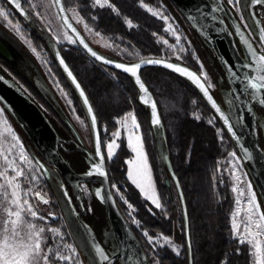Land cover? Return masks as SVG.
<instances>
[{
    "label": "trees",
    "instance_id": "1",
    "mask_svg": "<svg viewBox=\"0 0 264 264\" xmlns=\"http://www.w3.org/2000/svg\"><path fill=\"white\" fill-rule=\"evenodd\" d=\"M2 1L8 6L9 10L13 11L12 14L10 13L11 18L14 22H19L22 25L26 34L28 33V36L32 39L37 50L49 56L54 75L62 88L72 93L70 96L73 98V103L80 117H84L85 121L87 120L89 124L91 123L90 115L87 112L82 97L57 63L55 56L57 51L61 53V56L65 59L69 68L81 84L97 117V126L106 121L110 123L111 128H114L115 122L113 118L121 117L126 112H134L140 125V131L149 163L155 173L156 183L163 193V198L167 199V205H172L173 201L169 197L171 196V191L167 188L162 175L169 174L171 177L168 167H171L172 171L176 174L175 179L171 177L180 206V213L177 215L175 222L178 223L181 230L180 236L183 248L181 249L180 256H175L169 251L162 252V254H160V264H175V262H177V264H187L188 261H192L193 264H221L222 261L230 262V264H250L246 246L238 245L237 241L233 239L230 226V213L233 199L227 186L221 182L220 176L219 160L222 159L225 153L231 148H233L237 154L238 152L216 114L197 88L178 74L164 68L158 67L161 70L153 68L149 70L150 67H147L140 70V75L148 89L156 92V95L153 96L160 115L163 131L162 137L165 139L166 149L169 152L168 161L164 159V163L161 164L159 163V159H157V138L153 132L154 127L150 121L148 108L138 100V89L133 78L112 65H106L101 61L95 60V58L87 53L79 44L76 48H65L61 44H56L50 36L41 35L36 30L32 29L31 22H27L17 14L5 0ZM157 1L160 0H144V2L150 4H156ZM64 3L67 8L77 7L80 10V15L84 17V22L87 23L93 31L101 32L104 39L120 51L121 63L129 65L139 61L141 58H160L161 55L166 56L173 53L161 43L162 39L167 38V35L163 31L162 21L143 10L139 6L138 0H113V3L120 9V16L112 13L111 9H92L90 7V0H64ZM23 7L26 11H30V5L26 0L23 1ZM175 10L181 16L185 24L193 30L180 12L176 8ZM92 16H98V19L93 21L91 19ZM124 17L131 19L136 27L129 29L124 21ZM154 32L157 33L156 36L152 35ZM195 35L197 36L196 33ZM124 49H127V51H124ZM180 57H182L180 62L169 61L186 65L189 69L196 70V65L189 54H182ZM214 59L216 62L214 67H216V70H219L226 82L224 73L215 56ZM195 72L199 74L197 70ZM0 73L15 85L16 83L11 78L12 76L20 80H25L23 75L17 70V66L1 56ZM118 74L126 77L118 80L122 88H119L117 84L118 81L115 80ZM162 75L167 79L163 81L158 80L159 76ZM149 81H151V83H157L158 86L156 87L163 89L159 87L160 84H158L161 82V85L165 87V92L168 89L172 90L173 87L176 88L178 96H180L179 99H175L172 95L171 96L174 100L179 102L178 105L181 107L180 111L182 114L173 115L171 118L168 117L169 119H175L173 127L168 124L167 116L164 115L162 109L159 107L158 97L161 95H157L158 89L150 85ZM212 81L216 84V79L213 78ZM25 83L29 87L31 94L24 90L22 91L39 105L44 115L55 129L59 141L62 142L63 149L62 147L60 148L62 157L75 171L83 172L85 169L84 155L75 143L69 141L71 138H74L73 141L75 142L76 138L74 136L69 137V135H72V131L68 118L52 99H49L42 93L37 85L31 81H25ZM114 91L117 95H113ZM128 92L131 95H125ZM31 95H35L37 99ZM193 97L198 99L200 104L204 103L203 117L199 121L193 120L188 113L190 106L189 100ZM0 105L5 109L8 118L12 121L22 140L32 148L35 161L37 157L41 163L45 165L44 163L46 160L34 147L23 129L1 102ZM253 106L256 114L258 112L263 114V110L259 106ZM211 113L214 114L219 126L224 132L223 135L226 139L225 151L222 150V144H218L216 141V137L213 135V127L205 121V118ZM192 125L201 126L207 135L210 133L212 145L209 147L210 152L208 154L198 151L189 154V157L186 158V153L189 151L187 147V135L189 134V130L193 128ZM169 127H171V129H169ZM174 139H176L178 143V149H176L178 152H173L175 148L173 146L174 144H172L173 141H175ZM193 142L194 146L197 143H202L200 138L196 135L193 136ZM190 152H192L191 148ZM113 170L115 182L118 181L119 185L123 184L126 192H129L127 188L131 189V191L134 190L127 181L125 176V165L122 160H114ZM177 184L179 185L178 187ZM131 194L133 193H129L128 195ZM181 196L183 197V201H181ZM135 197L137 204L144 209V212L140 216L143 225L157 229L159 225L154 224L155 221L157 222L154 218L155 216L150 214L145 207V203L147 202L137 192L135 193ZM132 198L130 197V200H132ZM91 207L96 213V219L89 218L88 221L97 234V229L100 230L106 222V214L96 203H92ZM56 208H58L57 205ZM118 208L121 211L119 204ZM185 210L187 215H185ZM156 212L159 214V217L160 215L163 216L159 213V210ZM170 212L169 210V213ZM173 221L171 219L167 221L168 228H172ZM135 237L144 251L146 246L141 242L136 232ZM189 244L191 245L190 250ZM237 247L240 248L239 255L236 254ZM147 258L149 259V256ZM55 262L54 260L53 264H55Z\"/></svg>",
    "mask_w": 264,
    "mask_h": 264
},
{
    "label": "snow or ice",
    "instance_id": "2",
    "mask_svg": "<svg viewBox=\"0 0 264 264\" xmlns=\"http://www.w3.org/2000/svg\"><path fill=\"white\" fill-rule=\"evenodd\" d=\"M138 2L139 6L146 9V11L153 17L163 20L167 25L163 31L170 33L175 37V44H169L167 39L163 40V44L167 45L173 52L177 51L176 46L179 45L178 51L184 53L186 49L181 44V35L178 34V29L175 28L172 23H169V20L172 18L165 15L159 7H151L148 3H145L144 0H138ZM219 2L220 0H218V3ZM8 3L13 4L15 9L19 10L20 14L24 16L25 19H29L34 13V15L37 18H40L42 22L45 19V14L36 10L38 7L58 10L57 14L64 22L62 27L66 26L67 29L71 30L73 35H69L68 31L62 32L59 36L52 33V39L55 43L62 44L67 42L70 45L79 44L87 53L94 57L95 60L101 61L106 65H112L116 69H121L124 73L130 74V76L134 78L135 85L139 88L141 93L139 100L142 103L147 104L148 101L145 99V96L150 95L149 89L142 81L141 75L139 74V70L142 66L162 65L163 67L178 73L180 76L186 77L193 85H195L197 89H199V91L203 94V97L206 98L208 103L211 105V108L215 109V111L219 113L220 119H222L223 123L227 126V131L233 137L236 136L233 126L229 122V118L218 106V103L214 99L213 95L210 94V89L213 85L209 82L207 72L204 71V65L199 61V58L196 57L194 53L192 55L199 64L200 74L189 70L186 65L167 62L163 58H141L138 63L126 65L121 62H115L106 56L98 54L97 51L93 50V48L85 42L84 37L81 36L77 29L68 22V16L64 14L71 11L73 13L72 19H74L77 24H83L84 28L88 32H92L93 29L90 28L87 23H84V17L80 15V10L77 7L68 9L65 6L64 0H38V3H32V0H27V3L30 4L31 11H26L21 6V0H8ZM242 3L243 0H227V4L238 13L241 11ZM250 3L260 6L264 5V0H250ZM90 7L92 9H111L112 13L115 15H121L120 9L115 3H113V0H90ZM221 10L222 7L212 8L213 12H219ZM9 16L10 10H6L5 7H0V18L7 21L8 26L16 34V36L25 45H27L33 54L43 60L41 53L33 45L32 39L26 34L21 24L19 22L13 23ZM252 18L256 21L255 15H253ZM91 19L95 21L98 19V16H92ZM192 19L195 18L193 17ZM214 19H216V17H214ZM240 20L243 24V29L246 31V35L245 31H242L239 26H237V34L240 36V43L245 46V49L248 52L247 59L251 61L250 63L244 64L243 67L251 69L255 73L254 75L246 76L245 79L247 86L253 90V97L258 100L259 104L264 105V98L261 97V93L264 92V26H260L257 21L259 43L254 45L249 40V37H253V39H255L252 26L247 24L243 15H240ZM124 21L129 29L136 27V25H134L132 20L128 17H124ZM221 23H223L222 20ZM49 31L51 32L50 29ZM152 35L156 36L157 33L154 32ZM95 36L100 37L101 40L104 39L99 31L95 32ZM104 46L111 48L112 44L105 42ZM124 51H127V49H124ZM55 56L56 59H58L59 65L63 67L67 77L71 79V83L77 90H79V95L83 98V103L87 106V112L90 115V127L94 130V156L97 159L93 160L89 171L86 172L85 175H98L107 179L108 172L105 169V162L106 160L108 162L113 161L117 155V151L120 148V143H118V141L121 139V131L118 129L116 132L112 133L113 138L106 145H104V151H102V141L100 132L97 131V117L94 113L93 107L89 103V100L76 76L70 70L65 59L61 56V53L57 51ZM169 59H171V57ZM175 59L177 61H181L182 57L176 56ZM44 62L47 63V61ZM49 72H51V69H49ZM61 92H63V89H61ZM192 103L195 104L196 101L193 100ZM68 104L71 105L72 101L68 100ZM150 107L152 123L154 126L158 127L161 120L157 111V103L152 101ZM4 113L5 109L0 107V117H3ZM129 116L131 117V127H129L128 124ZM76 118L80 121V123H84L83 120H80L79 116ZM194 118L199 120L201 117L199 115H195ZM208 122L212 123L211 120ZM116 123L122 124V128L127 134V147L135 154L132 160L126 161L128 165L126 173L127 179L135 186L136 189H139V192L143 195L144 200L149 202L145 203V207L150 214L155 216L157 214V212L154 211L155 209L159 210L160 214L166 216L167 214L164 211L165 205L162 202L160 195H158V190L153 180V174L149 165L147 152L144 148L143 138L142 135L139 134L140 125L137 121L136 115L134 112H129L123 117V122L121 120H117ZM104 131L106 132L107 129L105 128ZM244 151L246 157L251 159V154L248 150L245 149ZM229 155L236 161V163L232 164V179L236 186H233L231 190L233 193L239 192V196L234 201L236 208L232 214L231 230L233 239L237 241L238 245H246L249 247L248 254L250 257L255 258V264H264V210H262L261 204L258 202L257 195L253 190L251 182L246 183V196L245 188L239 187L241 183H244L241 177L243 176L245 180L247 177L246 173L237 174V172L240 171L239 164L241 157L237 156L235 151L229 153ZM31 164L32 160L29 158L19 137L8 124V121L3 120V127L0 128V212H2V216H0V219H2V223H0V264H53L54 260H58L60 262H70V264L75 261V264H83V262L79 259L81 254L77 251L76 247H73L70 244L63 245L64 248L70 250L71 255L62 254L58 249L54 250L48 245L47 238L45 236V227L39 226L33 222L36 220L43 221L45 218L39 215L36 208L30 202L28 198L29 195H33L44 204H48L49 201L46 199V193H42L41 191L33 192L31 187H25L23 184V181L29 180V172H31V168H28L26 171L25 166ZM41 167L43 166L41 165ZM30 179L32 182H35L38 180V177L32 175ZM178 186L179 185L177 184V187ZM111 188L120 195V199L127 205L131 212H135L137 210L133 204L125 198L116 184H112ZM65 196H67L66 191ZM95 196L102 202L105 200L110 201L113 198L110 192L105 194V191L101 189H97L95 191ZM242 200L244 201L243 220L241 222H237V217L241 216ZM181 201H183L182 196ZM49 215H51V213ZM185 215H187L186 210ZM133 222L140 226L141 222L139 220L134 219ZM47 231L55 234L56 236H60V238L63 239L59 229L50 228L47 229ZM143 235L147 238L149 244H154L161 249L168 247L176 256L181 255V246L175 243L173 239L163 236L162 234L153 237L149 235L147 230H144ZM161 241H163V243H161ZM92 248L94 249L95 256L101 262L108 261L109 264H111L109 255L106 254L103 248H101L98 244H93ZM190 248L191 245L189 244V250ZM236 254H240L239 247L236 249ZM154 259L156 260V264H160L161 258L158 252L155 253ZM221 264H230V262L222 261Z\"/></svg>",
    "mask_w": 264,
    "mask_h": 264
},
{
    "label": "rangeland",
    "instance_id": "3",
    "mask_svg": "<svg viewBox=\"0 0 264 264\" xmlns=\"http://www.w3.org/2000/svg\"><path fill=\"white\" fill-rule=\"evenodd\" d=\"M225 1L227 3V0H225ZM249 1L250 0H243V3L241 5V11L239 13L236 10H234L230 5H228V6L233 11L234 15L238 19L242 28H243V24L241 23L240 15H243L245 17L247 24L252 26V31L255 34V39H253V37H250V39L252 40L254 45H256L259 43V41H258L256 28H255L254 23H253L250 15H249V12H248ZM32 3H38V0H32ZM148 4L151 7H159L164 12L165 15L172 18L169 20V23H172L173 26L178 29V34L181 35V44L186 49V51L184 53H181L178 51L179 45H177L176 46L177 51L173 52L171 49L168 48L167 45L163 44L164 39H162L161 43L163 44V46L166 47L168 50H171L173 53L170 55H166V56L161 55L160 58H163V59L165 58L168 60H172L174 62H180V61H177L175 59L176 56H180L182 54H189L192 61H194L195 65H196V70L200 74L199 64L196 62V60L193 58V55H192L194 53L195 56L199 58V61L204 65V71L207 72V74L209 76V82L213 85V87L210 89L213 97L219 103L221 108L229 115L234 126L237 129H239L232 94L229 90L227 82L224 81L223 75L219 72V70H216V67H214V65H216V62H215L214 54H213L212 50L208 47V45L202 39L198 38L195 35L193 30H191L185 24V22L182 20L181 16L177 13L174 6L172 5V3L169 0H160V1H157L156 4H150V3H148ZM71 8H73V7H71ZM71 8H68V9H71ZM29 9L31 11L30 7H29ZM36 10L41 11L43 14H45V19L43 20V22L41 21L40 18H37L34 15V13L31 15V21H30L31 27H32V29L36 30L39 34L47 35V36H50L52 38V33H55L56 35L59 36L62 32L67 31L64 26L62 27L63 23L57 14V10L41 8V7H38ZM143 10L146 11V9H143ZM67 13H68L70 19L72 20V22L74 23V25L82 33L85 41L89 44L90 47L93 48V50L97 51L98 54H100V55H103L109 59H112L115 62H120V51L116 47H114L113 45L111 48L105 47L104 46L105 42H107L109 44H111V43L105 39L101 40L100 37L95 36V31L88 32L84 28L83 24H77L76 21L74 19H72L73 13L71 11H68ZM9 18L13 21L11 16H9ZM259 18L261 19V20L260 19L259 20L261 21V23L264 26V13H261ZM156 19H158V18H156ZM159 20H161V19H159ZM161 21L163 23V29H164L165 27H167V25L164 23L163 20H161ZM13 23H15V22L13 21ZM49 29L51 30V32L49 31ZM164 33L167 35L166 39L169 41V44H175V37L172 36L170 33H166V32H164ZM27 35H28V33H27ZM69 35H71V34L69 33ZM0 38L7 41L8 44L10 46H12V48L18 52L15 65L17 66V70L23 75V77L25 79V80H23V79L20 80L14 76L11 77L13 79V81L16 83V85L18 86V88H20L21 90H24L27 93L31 94V91L29 90V87L26 85L25 81H31L35 85H37L46 97H48L49 99H52L61 108V111L68 118L69 123L71 124L72 128L76 131V133L80 136V138L86 144H89L90 143L89 142L90 130H91L90 124L87 120L85 121L84 117L79 116V113L77 112V108L75 107V105L73 103V98L70 96V95H72V93L64 90L62 88V86L59 84L56 76L54 75V73L52 71V67L50 64L51 60H50L49 56L40 52L41 56L43 57V60H42V59L38 58L35 54H33L31 52V50L27 47V45H25L16 36V34L10 29L7 21L3 20L2 18H0ZM61 45H63L65 48L78 47V45H70L67 42L62 43ZM170 57H171V59H169ZM44 61H47V63H45ZM152 68L156 69V70H161L158 67H150L149 70H151ZM49 69H51V72H49ZM211 78L216 79V84L213 83ZM165 79H167V78L164 75L159 76V78H158V80H160V81H163ZM149 82H150L149 84L154 86V87L158 86L157 83H151V81H149ZM158 84H160L159 87L163 88V89H161V88L156 87L158 89L157 95H161L160 97H158L159 105H160L159 107L162 109V112L164 113V115H166L167 118L168 117L171 118V116L173 117V115L176 116L177 114L178 115L182 114V112L180 111L181 107L178 105L179 102L172 98V96L175 99H179V97H180V96H178V92H177L176 88L173 87L172 90L168 89L166 91L167 92L166 93L165 89H164L165 87L161 85L162 83L159 82ZM61 89H63V92H61ZM152 93L154 95H156L155 91H152ZM113 95H117L115 91L113 92ZM31 96L36 98L35 95H31ZM68 100L72 101L71 105L68 104ZM193 100L196 101L195 104L192 103ZM189 105H190L189 111H188L189 116L193 120L199 121L203 117L204 103L200 104L198 99L193 97V98H190ZM0 107H2V106L0 105ZM195 115H199L201 118L199 120H197L194 118ZM77 116L80 117V120L84 121L83 124L80 123L79 120H77V118H76ZM169 118H168V124L172 125V127H173V125L175 124L174 123L175 119H169ZM256 118H257L258 130L261 133V135H263V133H264V113L262 114L261 112H258L256 114ZM3 120L8 121V124L12 127L13 131H15V133L19 137L20 141L22 142L29 158L32 160L31 165L25 166L26 171L28 168H31V172H29V180L23 181L24 186L25 187H31L33 189V192L41 191L42 193H46V199H48V201H49L48 204H44L42 201L36 199L31 194L28 197L30 202L33 204V206L38 211L39 215L43 216L45 218L43 221L36 220L33 222L38 224L39 226L45 227V229H46L45 236L47 238L48 245L51 246L54 250L58 249L62 254L71 255L70 250L63 247V245H65V244H70L73 247H76L77 251L81 254L79 256V259L83 262V264H99L89 242L85 238V234L81 230L80 224L77 222V220L75 218V214L73 213L70 206H69V209L66 207L67 204L64 200V194H63L62 189H61V187H62L61 181H59V178H55V176L53 175V172L50 174L52 177H51V179L48 180L49 184H47L44 181L42 172L40 171V168L38 167V165L34 161V157H33L34 153L32 151V148L22 140L18 131L16 130L15 126L13 125L12 121L8 118L6 112L4 113L3 117H0V128L3 127ZM118 120H121L123 122V117L121 119H118ZM210 120L212 121V123L208 122ZM205 121L207 122V124H209L213 127V130H214L213 135H214V137H216V141L218 142V144L219 143L222 144V150L225 151L226 150L225 149L226 139L223 135L224 132H223L222 128L219 126V123H218L216 117L214 116V114L211 113L209 116H207L205 118ZM128 124H129V127H131V117L130 116L128 117ZM117 126L119 127V129H122L124 131V129L122 128V124H117ZM102 127L104 128V123H103ZM192 127L193 128H191L189 130V134L187 135V141H188L187 147H188L189 151H187V153H186V158L189 157V154H191L193 152H198V151H200L204 154H208L210 152L209 147H210V145H212V138L210 136L211 135L210 133L207 135L201 126L192 125ZM169 129H171V127H169ZM153 132L157 138V147H158V151H157L158 158L157 159H159V163L162 164V163H164L165 157H167V159L169 158L168 157L169 152L166 149V144L164 141L165 139H164V137H162L163 131H162L161 125H159L158 127L155 126L153 129ZM139 134L141 135L140 129H139ZM194 135L198 136L200 138V140L202 141V143H197L194 146V142H193V136ZM174 140L175 141H173V143H172V144H174L173 146L175 147L173 149V152H175V151L178 152V150H176V149H178L177 148L178 143L176 142V139H174ZM125 144H126V142H125ZM125 148L128 149L129 154H130L129 157L124 162L125 176L127 178L126 173H127L128 165H127L126 161L132 160L134 158L135 154L132 153L131 149L127 147V144H126ZM144 148H145V145H144ZM190 148H191L192 152H190ZM145 151H146V148H145ZM233 151H235V150L233 148H231L230 150H228L225 153L223 158L219 160L221 181H223V183L227 186L228 190L230 191V193L232 195V199H233L232 210L230 213V226H231V222H232V214L234 213L235 208H236L234 201L239 196V192L233 193L231 190L233 186H236L235 182L232 179V172H233L232 164L236 163V161L229 155V153H231ZM237 156H239V155L237 154ZM149 165H150V163H149ZM150 167H151V165H150ZM239 169H240V171L237 172V174H241V173L247 174L246 180L243 176L241 177V179H242V181H244V183H241L239 185L240 188H245V196H246L247 195L246 183L247 182L252 183V181H251V179H250V177H249V175H248V173H247V171H246L241 160H240V164H239ZM151 170H152V174H153L154 183L156 184V187L158 190V195H160L162 202L165 205L164 211L167 214L166 216L160 215V217H159V214L155 215L154 218L157 220V222L155 221L154 224L159 225L157 229H154L152 227H146L143 225L140 216L144 212V209L137 204L135 193L137 192L142 197H143V195L139 192V189H136L135 186L131 184V182L128 179H127L128 183L134 189L132 191H131V189L127 188L129 192H126L124 189L125 186L123 184L119 185L118 181L116 182V184L120 188L121 193L125 196V198L128 199L129 202L132 203L133 206L137 209L135 212H131V210L128 209L127 205L120 199V195L117 194L114 189L113 190L116 194L118 204H119L122 212L125 214L129 224L131 225L132 230H135V232L140 237L141 242H143L144 245L146 246L145 252L146 253L148 252L147 253L148 254L147 257L149 256L148 261L149 262L151 261L148 264H156V260L154 259L156 252H158L159 254H162V252H164V251H169L171 253H173V252L168 247L161 249L154 244H149L147 238L143 235L144 230H147L149 232V235H151L153 237H156V236H159L162 234L163 236H167V237L173 239V241L175 243H177L178 245L181 246V249L183 248V246H182L181 236H180L181 230H180L178 223L175 222L177 215L180 213V206H179V202H178V198H177V193H176L175 187L173 185V181H172L171 177L169 176V174H166V175L164 174V176L162 175L163 178L168 179L170 189H171V193H170L171 196H169V197L173 201V204L167 205L168 201L166 198H163V193L156 183L155 173H154L152 167H151ZM32 175L37 176L38 180L35 182H32L30 179ZM53 178H55V180ZM252 185H253V183H252ZM47 186H48V188H47ZM253 190L255 191V193L257 195L258 202H260V204H261V201L259 199V196L256 192L254 185H253ZM82 193H83V196L85 198V201L87 202V204L90 205L91 194L93 193V191H90V189L85 184H83L82 185ZM129 193H133V194L128 195ZM130 197L131 198L133 197L132 200H130ZM57 203L59 204L60 209L56 208ZM147 203H149V202H147ZM243 208H244V201L242 200L241 216L237 217V222H241L243 220ZM261 208H262V210H264L262 204H261ZM169 210L171 211L170 213H169ZM154 211H157V210L154 209ZM130 212H131V214H130ZM50 213H51V215H49ZM0 216H2V212H0ZM161 217H163V218H161ZM158 218H160V219H158ZM134 219L139 220L141 222L140 226H138L136 223L133 222ZM170 219L172 221L174 219V221L172 223V228H168V226H167V221ZM0 223H2V219H0ZM50 228L59 229L63 239H61L60 236H56L55 234L47 231V229H50ZM108 237L110 238L109 234H108ZM161 243H163V241H161ZM246 248H247V251L249 253V247L246 246ZM249 260H250V264H255V258L254 257L249 256ZM55 261H56L55 264H61V263L70 264V262H60L58 260H55ZM71 264H75V261L71 262ZM175 264H177V262H175Z\"/></svg>",
    "mask_w": 264,
    "mask_h": 264
},
{
    "label": "water",
    "instance_id": "4",
    "mask_svg": "<svg viewBox=\"0 0 264 264\" xmlns=\"http://www.w3.org/2000/svg\"><path fill=\"white\" fill-rule=\"evenodd\" d=\"M6 1L8 2V0ZM169 1L184 17L187 23L195 31L197 36L200 39H202L212 50L219 66L221 67L224 73L226 82L233 97L239 129H237L234 126L229 115L221 108L219 103L218 102L217 103L218 106L221 108V110L224 112V114L229 118V122L233 126V129L236 133L235 137H233L227 131V126L223 123V120L220 119L219 113H217L215 109L212 110L216 114L218 120L220 121L224 129L226 130L228 136L230 137L232 143L234 144L239 154V157H241V161L256 189L261 204L264 208V150L262 149L259 142V130L257 127L256 112L253 106V105L259 106L264 113V105L259 104L258 100L253 97L252 94L253 90L247 86V82L245 79L246 76H251L254 75L255 73L253 70L246 69L243 67L244 64L250 63L251 61L247 59L248 52L246 51L245 46L240 43V36L237 34V26H239L242 31L244 30L241 27L235 15L233 14V12L231 11V9L229 8V6L224 2V0H220L219 3L218 0H213L214 3L211 2V0H169ZM10 5L15 9L13 4ZM21 6L23 7L22 0H21ZM217 6L222 7V10L219 12H213L212 8ZM260 6L264 7V5H260ZM255 7L256 5L251 4L249 1V5H248L249 15L254 23L258 36L257 21L259 22L260 26L263 25L254 10ZM15 11L22 18L25 19V17L20 14L19 10L15 9ZM222 13L227 19L229 25L227 24L225 19L221 17ZM64 15L68 16V22L71 23L73 27L77 29V31L81 34V36H83L82 33L78 30V28L74 25V23L70 19L68 13L66 12ZM253 15H255L256 21L253 20L252 18ZM193 17L195 19H192ZM214 17H216V19H214ZM25 20L27 22H30L31 18ZM221 20L223 21V23H221ZM61 21L62 23H64L62 19ZM64 27L69 33H71L70 29H67L66 26ZM249 40L252 42L250 37ZM17 54H18L17 51L13 49L12 46H10L7 41L0 38L1 57L15 64ZM149 59H160V58L152 57ZM56 60L59 65L58 59ZM164 60L167 62H172L166 59ZM138 62L139 61L135 63ZM59 66L62 69L65 76L67 77V74L64 72L63 67L61 65ZM147 67L164 68L173 73H176L170 69L163 67L162 65H144L142 66L141 69ZM118 70L122 71L121 69ZM140 70H139V74H140ZM181 77L191 83V81H189L186 77L183 76ZM0 78H2L0 79V101H2L1 103L12 115V117L16 120V122L23 129V131L26 133L29 140L32 142V144L40 153V155L46 160V162L53 169H55L62 176V178L69 184V186L73 188L74 192L76 193V198L78 200L80 199V195H79L81 191L80 184L86 182H98L100 186L97 189H101L105 191V194L109 192L112 194L108 177L107 179H105L98 175L87 176L85 175V173L83 174L77 173L71 168V166L62 157L59 151L58 135L55 129L53 128V126L51 125V123L49 122V120L47 119V117L44 115L41 108L26 93H24L20 88H18L17 85H15L12 81L4 77L1 73H0ZM67 78L71 82V79L69 77ZM136 87L139 92L138 95V100H139V96L141 95V93L137 85ZM197 90L199 91V89ZM77 91L79 93V90ZM149 93L150 95L145 96V99L148 101L147 104L142 103L140 100L139 101L149 109L150 121L151 124L153 125L150 105L152 101H155V99L150 90ZM201 95L203 97L202 93ZM261 97L264 98V92L261 93ZM204 99L206 100V98ZM206 102L208 103L207 100ZM153 127L155 126L153 125ZM262 137L264 140V133ZM245 149H247L248 152L251 154V159H248L246 157L244 151ZM165 160L168 161L167 157H165ZM36 161L38 162V165L40 166L44 174H46V176L49 178V175L47 174L46 166L43 165V163H41V161L37 157H36ZM41 165L43 167H41ZM168 169L171 177L175 179L176 176L172 171L171 167H168ZM164 181L169 191H171L168 179L164 178ZM112 197H113L112 200L110 201L105 200L104 202H102L97 197L105 206V211L110 226L111 236L113 237L116 246V251L113 254L109 255L111 264H114V262L119 260L122 262V264H131L130 262L131 249L136 251L144 260H146L144 251L142 250L140 243L135 237L133 231L131 230L123 214L119 210L113 194ZM75 216L91 248L93 244H98L101 248H103L97 241L93 233V230L87 224H85L80 220L78 214H76ZM92 250L94 252L93 248ZM96 259L99 264H109L108 261L101 262L97 257ZM190 264L192 263L190 262Z\"/></svg>",
    "mask_w": 264,
    "mask_h": 264
},
{
    "label": "flooded vegetation",
    "instance_id": "5",
    "mask_svg": "<svg viewBox=\"0 0 264 264\" xmlns=\"http://www.w3.org/2000/svg\"><path fill=\"white\" fill-rule=\"evenodd\" d=\"M6 1V0H5ZM23 1L22 0V5H23ZM7 2V1H6ZM211 2L214 3L213 0H211ZM224 2L226 3V1L224 0ZM8 3V2H7ZM9 4V3H8ZM227 4V3H226ZM10 5V4H9ZM228 5V4H227ZM11 6V5H10ZM0 7H5L7 10H9L8 6L2 1L0 0ZM12 7V6H11ZM218 7V6H217ZM13 8V7H12ZM14 9V8H13ZM231 9V8H230ZM15 10V9H14ZM255 12L258 16V18L260 17L261 13H264V7L262 6H256L255 7ZM232 11V10H231ZM16 12V11H15ZM233 12V11H232ZM249 12V10H248ZM10 13L12 14L13 11L10 10ZM17 13V12H16ZM18 14V13H17ZM234 14V13H233ZM221 17L223 19H225V21L227 22V24L229 25L227 19L225 18L224 14L222 13ZM236 17V16H235ZM31 18V17H30ZM260 19V18H259ZM238 20V19H237ZM261 20V19H260ZM263 25V24H262ZM230 27V26H229ZM71 34V33H70ZM72 35V34H71ZM78 45V44H77ZM70 48V47H69ZM76 48V47H75ZM240 49V48H239ZM241 52V50H240ZM193 71H196L193 69ZM121 78H126V77H123L122 75L120 76L119 74L116 76L115 80L118 81L120 80ZM145 83V82H144ZM119 88H122L121 87V84L120 82L118 81L117 82ZM211 92V91H210ZM152 93V91H151ZM136 94V93H135ZM153 94V93H152ZM212 94V93H211ZM125 95H131L129 92ZM138 95H139V92H138ZM137 95V97H138ZM154 95V94H153ZM39 106V105H38ZM133 112V111H132ZM127 113L129 112H126L124 113L121 117H118V118H113L114 122H115V127L114 128H111V125L109 122H106L104 121V128L107 129V131L105 132L104 131V128L102 127L103 124L101 125H98L97 126V130L100 132V137H101V141H102V151H104V145H106L111 139H112V133L116 132L119 127L117 126L116 124V121L118 119H121L122 117H124ZM148 113L149 112V109H148ZM116 120V121H115ZM70 127H71V131H72V135H69V137H75V142L73 141L74 138H71L69 141L70 142H73L75 143V145L79 148V150L83 153L84 155V162H85V169L83 172H77L75 171L72 167V169L77 172V173H80V174H83V173H86L87 171H89L90 169V165L91 163L93 162L94 159H97L95 156H94V153H95V134H94V131L93 129L91 128L90 130V140H89V144H86L81 138L80 136L76 133V131L72 128L71 124H70ZM120 131L122 129H119ZM126 133L122 130L121 131V139L118 141V143H120V148L118 149L117 151V155L115 156L114 160L115 159H118V160H122L123 162H125V160L129 157V151L128 149L125 148L126 144ZM259 142H260V145L262 147V149L264 150V140H263V137L261 135V133L259 132ZM62 147V142L59 141V151H60V148ZM63 149V147H62ZM68 151V149H67ZM113 161L111 162H108L106 160L105 162V169L106 171L108 172V180H109V185H110V189H111V192L115 198V201L117 203V206H118V201H117V197H116V194L114 192V190L111 188V185L112 184H116L115 182V176H114V170H113ZM35 161V159H34ZM35 163L37 164V162L35 161ZM46 168H47V171H48V175H49V178L46 176L45 177V174L43 173V171L41 170L40 166L38 165V167L40 168V171L42 172V175H43V178H44V181L49 184L48 180L51 179V173L53 172V175L55 176V178H59V181H61V189H62V192L64 194V200L67 204V208L69 209V206L70 208L72 209V211L74 212V214H78L79 215V218L82 222H84L85 224H87L92 230H93V233L97 239V241L99 242V244L103 247V249L105 250V252L107 253V255H111L113 254L115 251H116V246H115V242L113 240V237L111 236V231H110V226H109V223H108V219H107V216H106V222L104 223V225L101 227V229H97V234L95 232V230L91 227V225L89 224V221L88 219L91 218V219H96V216H95V212L93 210V208L91 207L92 206V203H96L97 206L99 208H101L102 210H104L105 214H106V211H105V206L104 204L95 196V190L100 186V184L98 182H86V183H81L80 184V187H81V191H80V199L78 200L76 198V193L74 192L73 188L71 186H69V184L62 178V176L55 170L53 169L47 162L44 163ZM175 174V173H174ZM53 176V177H54ZM176 176V174H175ZM55 178H53L55 180ZM85 184L89 189L90 191H93V193L91 194V203L90 205L87 204V202L85 201V198L83 196V193H82V185ZM60 185V184H59ZM117 185V184H116ZM49 186V185H48ZM47 186V188H48ZM65 191L67 192V196H65ZM58 206V209H60V206L59 204L57 203L56 204ZM89 206V207H88ZM121 213L123 214L124 218L126 219L127 223L129 224L125 214L122 212L121 210ZM76 217V216H75ZM131 230H132V227L131 225L129 224ZM134 235H135V231L132 230ZM108 234L110 235V238L108 237ZM86 238V236H85ZM87 239V238H86ZM88 241V240H87ZM182 242V240H181ZM144 254L146 256V260H144L136 251L132 250L130 251V262L131 264H148L149 261H148V258H147V254L144 250ZM190 262L193 264L192 261H188L187 264H190ZM114 264H122V262L119 260V261H116L114 262Z\"/></svg>",
    "mask_w": 264,
    "mask_h": 264
},
{
    "label": "crops",
    "instance_id": "6",
    "mask_svg": "<svg viewBox=\"0 0 264 264\" xmlns=\"http://www.w3.org/2000/svg\"><path fill=\"white\" fill-rule=\"evenodd\" d=\"M18 53V52H17ZM16 58H17V56H16Z\"/></svg>",
    "mask_w": 264,
    "mask_h": 264
}]
</instances>
